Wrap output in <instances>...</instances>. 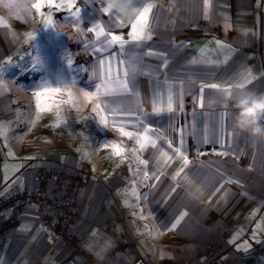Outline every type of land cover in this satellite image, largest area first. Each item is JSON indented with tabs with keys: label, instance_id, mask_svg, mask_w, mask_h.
I'll use <instances>...</instances> for the list:
<instances>
[{
	"label": "crops",
	"instance_id": "1",
	"mask_svg": "<svg viewBox=\"0 0 264 264\" xmlns=\"http://www.w3.org/2000/svg\"><path fill=\"white\" fill-rule=\"evenodd\" d=\"M241 83L264 93V0H32L30 18L0 17V199L65 172L82 180L81 245L95 228L116 241L106 264H264V139L219 91ZM38 213H0V264H83Z\"/></svg>",
	"mask_w": 264,
	"mask_h": 264
},
{
	"label": "built area",
	"instance_id": "2",
	"mask_svg": "<svg viewBox=\"0 0 264 264\" xmlns=\"http://www.w3.org/2000/svg\"><path fill=\"white\" fill-rule=\"evenodd\" d=\"M40 174L42 181L39 188L2 197L0 213L23 202L34 205L41 215L43 226L57 239L68 244L73 256H81L83 264H97L95 258L84 250L71 228L80 219L77 198L82 180L65 172L43 171ZM50 178L54 183L52 191L47 187ZM118 243L125 245L120 239Z\"/></svg>",
	"mask_w": 264,
	"mask_h": 264
},
{
	"label": "clouds",
	"instance_id": "3",
	"mask_svg": "<svg viewBox=\"0 0 264 264\" xmlns=\"http://www.w3.org/2000/svg\"><path fill=\"white\" fill-rule=\"evenodd\" d=\"M32 14V0H0V17L24 20ZM226 103L235 108L234 127L241 132H247L251 137L264 139V93H257L246 88H221L219 90ZM214 103V102H213ZM188 183V177H184ZM125 207L135 206L133 199H139L138 193L130 190L118 192ZM191 195L195 196L193 192ZM82 247L90 253L97 264H104L110 252L116 247L115 239L100 228L93 229L82 242ZM164 258L163 256L161 257ZM171 259V255H168Z\"/></svg>",
	"mask_w": 264,
	"mask_h": 264
},
{
	"label": "snow or ice",
	"instance_id": "4",
	"mask_svg": "<svg viewBox=\"0 0 264 264\" xmlns=\"http://www.w3.org/2000/svg\"><path fill=\"white\" fill-rule=\"evenodd\" d=\"M40 6H41L40 4L33 5V7L37 8V9ZM57 7H59V5H57ZM112 7L120 8L122 6L121 5H109V8H112ZM152 7H153V5H151V4H147L146 6H144L143 7V10L139 13V15L137 17L136 22L135 23H132V25H131L132 32L130 34L131 35V41L135 42V41H139L142 38H144V36H143V29L147 25L148 14H149V12H150V10H151ZM73 15L76 18V21L78 23V21H79V12L77 11ZM48 23L51 25L50 19H49ZM138 25L140 26L139 27V30H138ZM89 31H96V29H89ZM103 34H104L103 33V29L101 28L100 31L97 32V36L99 37V36H101ZM147 38L150 39L151 37L149 36ZM125 43H127V42L124 41L123 37H120V36H112L111 37V40L107 41V45L108 46H111L112 44H119L121 48H123V46H124ZM125 75H127V72H125ZM244 86H245L244 83H241V84L237 85V87H239V88H243ZM104 87H105L106 93H107V90L110 89V84L105 83ZM120 87H122L124 89H127V84L121 82L120 83ZM210 87L217 88L219 86L218 85H211ZM39 95L40 94L37 93V96H39ZM84 96L87 99H90L91 98L88 93H84ZM69 97H70V99H69L68 102H71V93H69ZM97 107H99V106H97ZM48 110H50V109H48ZM169 110H171V106L170 105H169ZM155 111H160V109L157 108V109H155ZM120 131H121V134L124 135V136H128V137L136 136V138L138 140V143H139L140 150H143L146 147V142L148 140L147 135L141 136L140 134H136V133H132V132H127L123 128H121ZM0 134H6V130L0 129ZM152 143H153V145L155 144L154 141ZM113 147L116 149V155H120L121 152L123 151V149L120 148L119 145H113ZM133 151H136V150L134 149ZM176 152L179 153V149H176ZM218 154L223 155V153H218ZM178 158H182L185 165L188 163L186 157L178 156ZM141 163L142 164H146L147 162L146 161H141ZM180 171H183V169H181ZM179 174L180 173L178 172L176 175H179ZM130 191H132L133 193H137V190L135 188H132ZM173 227H175V225H173Z\"/></svg>",
	"mask_w": 264,
	"mask_h": 264
},
{
	"label": "rangeland",
	"instance_id": "5",
	"mask_svg": "<svg viewBox=\"0 0 264 264\" xmlns=\"http://www.w3.org/2000/svg\"><path fill=\"white\" fill-rule=\"evenodd\" d=\"M57 130L59 131V130H62L61 128H57ZM61 135H63L62 133H61ZM60 135V136H61ZM106 147H109V148H111V145H110V143H108V144H106ZM124 163V162H123ZM125 165H126V163H124ZM79 220V219H78ZM77 220V221H78ZM77 221H76V223H77ZM75 223V224H76ZM74 224H72V227L71 228H73L74 226H73ZM75 234V233H74ZM76 235V234H75ZM77 236V235H76ZM78 237V236H77ZM78 239H79V237H78ZM79 243L81 244V241H80V239H79Z\"/></svg>",
	"mask_w": 264,
	"mask_h": 264
}]
</instances>
